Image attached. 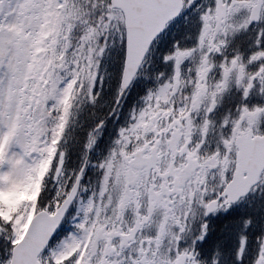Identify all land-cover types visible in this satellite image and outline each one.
<instances>
[{
    "label": "snow or ice",
    "instance_id": "1",
    "mask_svg": "<svg viewBox=\"0 0 264 264\" xmlns=\"http://www.w3.org/2000/svg\"><path fill=\"white\" fill-rule=\"evenodd\" d=\"M0 264H264V0H0Z\"/></svg>",
    "mask_w": 264,
    "mask_h": 264
}]
</instances>
